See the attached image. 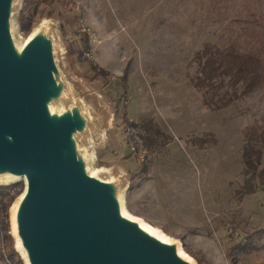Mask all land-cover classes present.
I'll use <instances>...</instances> for the list:
<instances>
[{"label":"rangeland","instance_id":"rangeland-1","mask_svg":"<svg viewBox=\"0 0 264 264\" xmlns=\"http://www.w3.org/2000/svg\"><path fill=\"white\" fill-rule=\"evenodd\" d=\"M29 3L21 23L24 0L16 1L14 37L22 42L44 21L51 28L68 95L84 100L98 123L84 146L89 168H104L97 173L104 180L121 178L127 212L179 244L194 264H264V236L247 240L264 228V190L241 191L247 131L264 129V84L246 96L226 86L210 99L191 83L197 65H188L211 46H232L264 65V0ZM255 149L261 169L264 145ZM0 187L21 194L24 183ZM11 206L0 210V264H13L12 250L24 264Z\"/></svg>","mask_w":264,"mask_h":264},{"label":"water","instance_id":"water-1","mask_svg":"<svg viewBox=\"0 0 264 264\" xmlns=\"http://www.w3.org/2000/svg\"><path fill=\"white\" fill-rule=\"evenodd\" d=\"M16 1L0 0V175L24 180L13 221L27 263L194 264L122 215L120 177L89 174L98 123L69 97L50 27L17 47Z\"/></svg>","mask_w":264,"mask_h":264},{"label":"trees","instance_id":"trees-1","mask_svg":"<svg viewBox=\"0 0 264 264\" xmlns=\"http://www.w3.org/2000/svg\"><path fill=\"white\" fill-rule=\"evenodd\" d=\"M30 0H24V6L19 14V21L27 23L25 17L29 14ZM196 64L198 67V75L191 79L194 88L204 91L205 95H210V99L218 96L219 92L226 86L231 89H239V96H246L264 84V65L261 59L252 54H242L235 50L234 47H207L196 52L189 62V66ZM103 75L107 72L100 69ZM123 83L126 76L119 78ZM204 104H208V100L204 97ZM264 145V129L253 126L248 129L246 136V144L243 148L242 158L244 164L243 174L245 179L242 185V194L251 195L258 188L264 190V166L261 165L262 152L255 149V144ZM145 174V169H143ZM9 188L0 187V210L7 213L8 208L13 201L20 195L16 193L10 195ZM9 238V235H5ZM264 236V228L258 229L247 236L248 241L258 239ZM14 255L13 250L11 251ZM9 255L8 261L13 264H23L20 259H13L14 255ZM198 264H208L202 259L195 258Z\"/></svg>","mask_w":264,"mask_h":264},{"label":"bare ground","instance_id":"bare-ground-1","mask_svg":"<svg viewBox=\"0 0 264 264\" xmlns=\"http://www.w3.org/2000/svg\"><path fill=\"white\" fill-rule=\"evenodd\" d=\"M49 25H47V23L44 21L42 23H40L34 30L33 32L27 36L22 42H17V47L20 49L31 37L32 35H34L35 33L39 32V31H49ZM54 105L55 104H52L50 106V110L51 111H54ZM62 107V104H58L57 105V108L61 109ZM87 114L90 116V114L87 112ZM91 118V116H90ZM89 163L91 162L90 159L88 160ZM90 172L89 174L91 176H95L97 175L98 172H106V170L104 168H97V169H94V170H91L89 168ZM17 181H21V182H24L23 179H18L12 175H9V174H4V175H0V185H7L8 183H13V182H17ZM124 189H126V186L124 187ZM21 195V194H20ZM19 195V196H20ZM19 199L20 197H17L15 199V201L13 202L11 208H10V211H11V217H12V237L14 239V242H15V250L17 251V253L20 255L21 259H23L24 263L25 264H28L27 263V260H26V256H25V253L24 251L21 249L20 247V243H19V240L15 234V226H14V221H13V215H14V211L17 207V204L19 202ZM119 203H120V208H121V213L122 215H124L125 217H127L128 219L132 220V221H135L139 224V226L144 230L146 231L148 234L154 236L155 238H157L158 240L162 241V242H165V243H170V240L168 239V237L163 233L161 232L160 230H158L157 228L151 226L150 224L144 222L142 219L138 218V217H135L131 214H129L125 208V205H124V201H123V198H122V193L119 195ZM177 254L183 258L184 260L188 261V262H193V260L182 250V247L180 245L177 246Z\"/></svg>","mask_w":264,"mask_h":264}]
</instances>
